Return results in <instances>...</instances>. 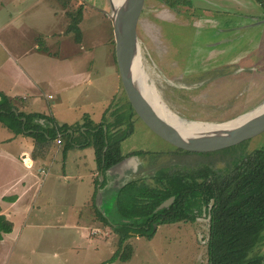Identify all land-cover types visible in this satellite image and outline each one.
<instances>
[{"label": "rangeland", "instance_id": "obj_1", "mask_svg": "<svg viewBox=\"0 0 264 264\" xmlns=\"http://www.w3.org/2000/svg\"><path fill=\"white\" fill-rule=\"evenodd\" d=\"M252 1L146 0L138 24L143 70L162 100L181 118L224 122L264 101L263 38L249 36L254 25ZM254 6L264 9L257 2ZM39 7L38 25L47 27V21L55 19L59 23L56 29L62 28L63 35L78 46L87 44L103 49L111 44L115 61V35L109 16L113 13L112 0H44ZM43 33L38 34L41 42L46 39ZM43 45L48 46L44 42ZM97 65L102 74L95 85L98 83L99 88L110 94L111 69L106 63ZM115 106H119L117 95L107 113L117 114L119 109ZM47 141L44 144L51 143ZM245 145L250 152L264 149V133ZM124 150L128 155L135 150L145 151L138 157L134 176L149 178L151 183L150 179L161 167L171 171L196 169L214 160H220L217 165L222 167V159H226L211 152L180 151L140 119L134 133L125 140ZM52 174L53 171L40 194L43 200L29 214L30 221L27 219L38 226L23 227L25 220L19 217L12 234L5 242L0 241V264H208L210 220L206 215L198 216L195 222L155 224L152 238L132 234L127 241L134 250L130 260L109 262L118 248L119 237L97 214V193L94 205L72 206L66 190L52 182L55 179ZM97 180L99 186L100 175ZM80 220L90 224L83 235L80 234L83 230L75 227ZM259 249L264 255V244Z\"/></svg>", "mask_w": 264, "mask_h": 264}, {"label": "crops", "instance_id": "obj_2", "mask_svg": "<svg viewBox=\"0 0 264 264\" xmlns=\"http://www.w3.org/2000/svg\"><path fill=\"white\" fill-rule=\"evenodd\" d=\"M43 1L0 0V92L13 99L16 112L43 114L54 118L56 126L68 124L72 128L65 133L58 132L54 139H48L51 143L44 144L45 141L37 143L34 137L27 134L14 133L0 121V215H4L13 228H16L19 217L25 220L23 227L38 226L28 223L27 219L29 220V214L35 210L39 200H43L40 194L52 171V176L55 175L52 182L66 190L65 193L71 199L70 205H94V195L99 186L103 188L102 183L106 182L97 186L96 178L103 170L99 168L95 147L80 145L79 143L85 142V137L75 128L83 124L81 130L87 129L84 126L86 116L95 124L102 123L104 119L107 123L113 122L117 114L107 113L112 98L117 95L119 106H115L116 110L121 109L128 101L116 53L115 61H112V45L99 48L102 51L95 49V45L78 46V43L71 42L68 36L63 35L62 28L56 29L59 23L55 19L47 21V27L38 25L36 20L40 21V16H37V10L41 8L39 6ZM254 2L264 5V0L252 1L255 12L251 24L254 25L252 35L249 36H262L264 43V9L255 7ZM51 11L57 19L55 9ZM39 33L45 35L43 42L48 46L39 41ZM105 63L111 69L110 77L113 81L109 87V90L112 89L110 94H107L108 90L99 88L98 83L95 85L96 79L102 74L97 64ZM38 122L44 126L50 124L46 118H41ZM138 125L139 119L134 116V131ZM105 126L107 127L104 125V128ZM73 138L76 139L74 145L65 150L67 143L72 142ZM125 140L122 142V153L128 155L129 152L124 150ZM52 144L56 146L53 148ZM134 166L135 164H131V167ZM135 169L137 171L138 162ZM136 171L130 168L127 175L119 177L133 179ZM110 189L107 188V191ZM106 194L109 197L104 196L100 207L96 205L103 212L111 209L113 201L112 194ZM80 198L82 200L79 202ZM89 214L91 222L92 212H88ZM75 220L79 222L78 219ZM86 220L89 223V218ZM88 223L80 220L75 225L83 230L81 235L86 230V225L87 228L90 226ZM10 234L12 232L4 233L0 241L5 242Z\"/></svg>", "mask_w": 264, "mask_h": 264}, {"label": "trees", "instance_id": "obj_3", "mask_svg": "<svg viewBox=\"0 0 264 264\" xmlns=\"http://www.w3.org/2000/svg\"><path fill=\"white\" fill-rule=\"evenodd\" d=\"M14 108L17 107L13 99L0 92V121L16 134L46 141L72 128L68 124L56 126L52 117L16 112ZM134 116L135 111L127 101L111 123L95 124L86 116L87 129L81 130L83 124L76 126V131L85 137V142L79 144L95 147L99 168L104 172L126 156L122 153V142L134 132ZM41 118L50 124L44 126L38 122ZM104 125L108 127L107 133ZM71 140L65 150L74 145L76 139ZM246 143L211 152L226 158L222 159V167L217 165L220 160L196 169L171 171L161 167L150 179L152 183L149 178H141L121 188L112 197L109 213L103 214L97 208L99 217L119 237L118 248L109 262L130 260L134 250L127 241L132 234L152 238L155 224L195 222L198 216L206 215L210 220L208 264H263L264 255L259 246L264 244V149L250 152ZM143 153L144 150H138L130 155ZM171 196L175 197L173 203L157 211ZM12 230V223L0 215V240L3 233Z\"/></svg>", "mask_w": 264, "mask_h": 264}, {"label": "water", "instance_id": "obj_4", "mask_svg": "<svg viewBox=\"0 0 264 264\" xmlns=\"http://www.w3.org/2000/svg\"><path fill=\"white\" fill-rule=\"evenodd\" d=\"M145 2L146 0H123L120 4L115 5L112 0L113 13L109 15L113 23L116 61L122 86L127 100L135 111V116L143 121L151 131L169 142L176 149L195 153L224 150L264 133V101L255 109L249 111L255 112L258 110V112L253 113L245 120L193 133H183L174 124L158 114L144 93V88L138 80L135 70V63L141 52L138 38V24L145 7ZM249 112L241 114L232 120L240 118ZM105 132L107 133L106 126ZM138 157L139 155H126L124 159L108 168L105 172H101V183L105 181L106 184L103 188L99 186L97 190V206L100 207L104 196H107L106 193H111L112 196H115L127 183L138 178L130 179L126 177L125 179H121L119 177V175H127V170L130 168L136 171ZM131 164H135L134 168L131 167ZM107 188L111 189L107 191ZM104 191L107 192L104 193ZM174 199L175 197L171 196L160 204L156 210L169 207Z\"/></svg>", "mask_w": 264, "mask_h": 264}, {"label": "bare ground", "instance_id": "obj_5", "mask_svg": "<svg viewBox=\"0 0 264 264\" xmlns=\"http://www.w3.org/2000/svg\"><path fill=\"white\" fill-rule=\"evenodd\" d=\"M122 1L123 0H113L115 5L120 4ZM142 62H143L142 53L140 52L136 60V63H135V70L137 74L136 76L138 80L140 81V83L142 84L144 88V93L146 94L149 102L152 104V106L158 112V114H160L163 118H166L168 121L174 124L183 133H193V132H198L199 130L202 131L205 129L219 128V127H223L226 125L235 124L240 120L247 119V117H249L253 113L258 112V110H256L255 112L252 111L235 120L225 121V123L224 122L218 123V122L187 121L181 118L180 116H178L174 111H172L166 105V103L162 100V98L159 96L154 85L150 84V82L147 81L146 76L148 75H146L143 70Z\"/></svg>", "mask_w": 264, "mask_h": 264}, {"label": "built area", "instance_id": "obj_6", "mask_svg": "<svg viewBox=\"0 0 264 264\" xmlns=\"http://www.w3.org/2000/svg\"><path fill=\"white\" fill-rule=\"evenodd\" d=\"M59 143H61V140H58Z\"/></svg>", "mask_w": 264, "mask_h": 264}, {"label": "flooded vegetation", "instance_id": "obj_7", "mask_svg": "<svg viewBox=\"0 0 264 264\" xmlns=\"http://www.w3.org/2000/svg\"><path fill=\"white\" fill-rule=\"evenodd\" d=\"M198 219V218H197Z\"/></svg>", "mask_w": 264, "mask_h": 264}]
</instances>
